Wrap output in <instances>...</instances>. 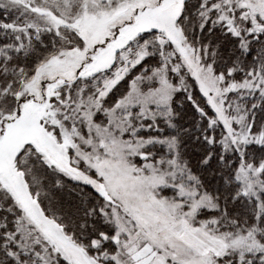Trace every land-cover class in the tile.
Returning <instances> with one entry per match:
<instances>
[{
	"label": "snow or ice",
	"instance_id": "obj_1",
	"mask_svg": "<svg viewBox=\"0 0 264 264\" xmlns=\"http://www.w3.org/2000/svg\"><path fill=\"white\" fill-rule=\"evenodd\" d=\"M0 264H264V0H0Z\"/></svg>",
	"mask_w": 264,
	"mask_h": 264
}]
</instances>
